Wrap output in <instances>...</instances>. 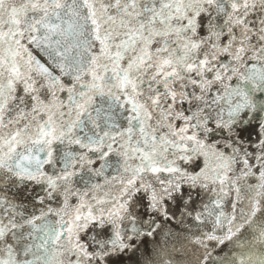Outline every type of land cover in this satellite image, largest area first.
Returning <instances> with one entry per match:
<instances>
[{
    "label": "snow or ice",
    "instance_id": "obj_1",
    "mask_svg": "<svg viewBox=\"0 0 264 264\" xmlns=\"http://www.w3.org/2000/svg\"><path fill=\"white\" fill-rule=\"evenodd\" d=\"M0 264H264V0H0Z\"/></svg>",
    "mask_w": 264,
    "mask_h": 264
}]
</instances>
